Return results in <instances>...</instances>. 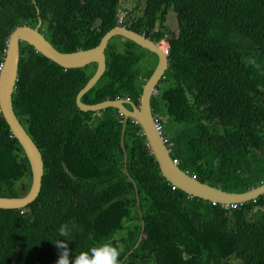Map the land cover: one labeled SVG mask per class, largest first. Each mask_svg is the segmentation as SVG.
Listing matches in <instances>:
<instances>
[{
    "label": "trees",
    "instance_id": "16d2710c",
    "mask_svg": "<svg viewBox=\"0 0 264 264\" xmlns=\"http://www.w3.org/2000/svg\"><path fill=\"white\" fill-rule=\"evenodd\" d=\"M119 1L0 0V65L10 33L39 21V31L58 51L95 47L116 26ZM144 1L142 14L128 12L123 23L169 44L160 80L167 85H158L150 105L168 135L171 158L226 192L260 185L264 0ZM168 11L175 14L177 34L165 24ZM19 47L12 106L41 153L44 171L34 201L0 208V264H56L62 251L57 240L67 243L71 261L118 231L127 233L116 242L121 264H264V209L258 219L248 215L264 206V194L235 208L188 200L161 175L136 123L127 120L125 126L124 161L118 110H79L76 95L95 63L63 68L25 42ZM141 51L148 52L120 35L111 37L105 70L81 101L129 98L138 105L157 61L141 74ZM30 184L28 159L0 112V196H23ZM65 223L75 225L67 237L59 235Z\"/></svg>",
    "mask_w": 264,
    "mask_h": 264
},
{
    "label": "water",
    "instance_id": "95a60500",
    "mask_svg": "<svg viewBox=\"0 0 264 264\" xmlns=\"http://www.w3.org/2000/svg\"><path fill=\"white\" fill-rule=\"evenodd\" d=\"M39 25L40 21L35 27L24 24L17 26L10 33L7 40L5 56L0 70L1 113L13 136L21 145L24 154L28 159L31 171V184L27 193L20 197L0 196L1 209H18L34 201L39 194L44 171L41 153L15 116L12 106V93L15 89L17 80L20 42H25L31 45L36 52L42 54L63 68H79L90 63H95L96 69L93 75L76 95L75 102L79 110L98 112L107 107H113L117 109L118 112L123 116L120 138L122 147L124 145L123 135L127 120L136 123L140 127L141 132L149 146V150L158 164L161 175L166 179L167 182L176 186L185 194H190L191 196L197 197L204 201H209L212 204L246 202L264 194V182L256 187L250 188L245 192H226L221 190L219 187H213L209 185L207 182H201L198 179L191 178L176 163L173 162L158 132L155 130L152 119V109L150 105L152 90L156 87V85L159 84L165 71L168 69L167 58L163 51L159 48L158 43H155L143 34L128 29L126 26H114L101 37L99 43L95 47L72 52H61L55 49L45 38L44 34L39 31ZM115 35H120L125 39L135 42L138 46L152 52L157 57L154 69L142 87L139 104L135 105L126 98H116L113 100L107 99L93 104L83 103L81 101L82 95L91 89V87H93L105 70V49L111 37ZM126 104H129L130 108H128ZM123 150L124 161H126L124 147ZM139 213H141L140 210ZM143 229L144 224L142 222L141 233L134 247H137L139 241L141 240ZM132 250L133 249H131L123 257L122 261L130 252H132Z\"/></svg>",
    "mask_w": 264,
    "mask_h": 264
},
{
    "label": "clouds",
    "instance_id": "9594fccd",
    "mask_svg": "<svg viewBox=\"0 0 264 264\" xmlns=\"http://www.w3.org/2000/svg\"><path fill=\"white\" fill-rule=\"evenodd\" d=\"M129 12V11H128ZM127 12V13H128ZM119 13V10L118 12ZM126 13V14H127ZM126 14H121L123 17V21L122 24H117V14H116V26H125L124 25V19ZM143 34V33H140ZM144 35V34H143ZM158 43L159 48L162 50V46H160V44H168L167 42H165L164 40H161L159 42H155ZM169 45V44H168ZM6 51V50H5ZM164 53V52H163ZM165 55V54H164ZM166 56V55H165ZM167 58V56H166ZM168 65H169V61ZM3 63V62H2ZM2 64L0 65V70H1ZM164 78H161V80ZM17 81V80H16ZM158 87V85H156V88ZM158 93V92H157ZM156 95V94H155ZM154 96V95H152ZM129 100V99H128ZM152 109V108H151ZM0 112H1V108H0ZM155 115L152 112V116ZM164 129V128H163ZM11 131V130H10ZM12 133V132H11ZM166 134V133H165ZM13 135V134H12ZM167 135V134H166ZM168 136V135H167ZM146 141V140H145ZM147 144V142H146ZM166 147V146H165ZM149 148V146H148ZM170 156H171V152H169ZM173 159V158H171ZM178 165V163H176ZM186 174H188L190 177L194 174L191 173L188 169H182ZM195 175V174H194ZM196 177V175H195ZM197 179V177L195 178ZM174 186V185H172ZM171 186V187H172ZM177 187L175 186L174 189H176ZM178 189V188H177ZM186 198L188 200H190L191 198H193L194 196H191L190 194H186ZM188 196H191V198H188ZM197 198V197H196ZM199 199V198H198ZM256 198L251 199L252 201H254ZM248 200V201H251ZM246 202H238V203H247ZM216 204V203H213ZM221 205L224 203H220ZM75 227V225H72L70 223H65L62 224L59 228V235L63 236V237H67L69 236L71 230ZM127 235L126 231H118L117 233L114 234L112 239L106 240L104 242L98 243L97 245L91 247L88 251H81L79 254L75 255V258L73 260L70 261L69 259V251L67 248V243L65 241H60L57 240L56 245L58 248H60L62 251L59 255V259L57 260L56 264H121L120 261V249L116 246V242L119 239L124 238Z\"/></svg>",
    "mask_w": 264,
    "mask_h": 264
},
{
    "label": "rangeland",
    "instance_id": "374dc122",
    "mask_svg": "<svg viewBox=\"0 0 264 264\" xmlns=\"http://www.w3.org/2000/svg\"><path fill=\"white\" fill-rule=\"evenodd\" d=\"M144 2H145L144 0H120L119 6H118L119 13L124 15L129 11L131 14H135L136 16H140L142 14V11L144 8ZM166 18H167V20L165 22L166 26H168V28L171 31H173L174 34H177L178 28H177V23L175 20L174 12L168 11ZM164 45L160 44V46H164ZM141 52H143L146 55V57L143 58V60L139 64L138 71H141V74H145L146 71L149 69V67L152 64H154L152 62L155 59L156 55L150 51H148V52L147 51H141ZM158 85H159V88H163L167 85V83L164 81H160ZM157 107L159 109L160 115H162V117L164 119H166L168 116L165 113L164 104L160 99H158ZM156 114H158V113L156 112ZM263 209H264V206H257V207L255 206V208H253L252 211H250L248 213V215L250 218H253L255 216L254 219H258V218H260L261 211ZM132 213H131V216H133Z\"/></svg>",
    "mask_w": 264,
    "mask_h": 264
},
{
    "label": "built area",
    "instance_id": "2783aa9c",
    "mask_svg": "<svg viewBox=\"0 0 264 264\" xmlns=\"http://www.w3.org/2000/svg\"><path fill=\"white\" fill-rule=\"evenodd\" d=\"M122 21H123V17L120 13H117V24H122ZM162 48V51L164 52V54L167 56V61H169V58H168V49H169V45L168 44H165L164 46L161 47ZM158 90L157 88L155 87L153 90H152V95H155L157 94ZM127 100L129 98H126ZM152 119H153V125L155 127V130L158 132L163 144L166 146V149L168 152H171V143L169 141V138L168 136L165 134L164 132V129H163V124L161 122V120L156 116V115H153L152 116ZM148 146V144H147ZM174 163H178L176 160L172 159ZM191 178L195 179V175L193 174L191 176ZM172 189L175 188V186H172L171 187ZM188 198H191V196H188ZM238 204H241V203H230V204H222V206L224 208H228V207H233L235 208Z\"/></svg>",
    "mask_w": 264,
    "mask_h": 264
},
{
    "label": "bare ground",
    "instance_id": "6f19581e",
    "mask_svg": "<svg viewBox=\"0 0 264 264\" xmlns=\"http://www.w3.org/2000/svg\"><path fill=\"white\" fill-rule=\"evenodd\" d=\"M43 26V25H42ZM46 37V36H45ZM52 62V61H51ZM107 65V64H106ZM88 68V67H87ZM14 99V98H13ZM20 121V120H19ZM141 244V243H140Z\"/></svg>",
    "mask_w": 264,
    "mask_h": 264
}]
</instances>
